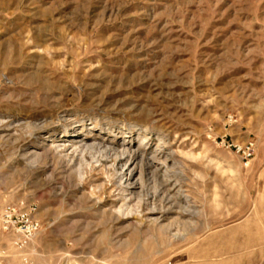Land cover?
Listing matches in <instances>:
<instances>
[{
	"label": "rangeland",
	"instance_id": "rangeland-1",
	"mask_svg": "<svg viewBox=\"0 0 264 264\" xmlns=\"http://www.w3.org/2000/svg\"><path fill=\"white\" fill-rule=\"evenodd\" d=\"M7 206L0 264H264V0H0Z\"/></svg>",
	"mask_w": 264,
	"mask_h": 264
},
{
	"label": "built area",
	"instance_id": "built-area-1",
	"mask_svg": "<svg viewBox=\"0 0 264 264\" xmlns=\"http://www.w3.org/2000/svg\"><path fill=\"white\" fill-rule=\"evenodd\" d=\"M228 148H234L237 153H241L244 160L252 157L251 148L242 149L232 145H228ZM38 228L37 223H31L28 213L19 208L7 206L0 210V244L4 237L13 236L11 247L21 250L25 241L35 235Z\"/></svg>",
	"mask_w": 264,
	"mask_h": 264
},
{
	"label": "bare ground",
	"instance_id": "bare-ground-1",
	"mask_svg": "<svg viewBox=\"0 0 264 264\" xmlns=\"http://www.w3.org/2000/svg\"><path fill=\"white\" fill-rule=\"evenodd\" d=\"M47 82H45V83H43V82H40V88L41 89H39V91H42V90H44L46 87L45 86H47V84H46ZM109 146V145H108ZM107 147V146H106ZM114 148H112V147H109V148H105L104 147V158H105V161H109L108 159H110V157H109V155L114 151L113 150ZM102 152V151H101ZM117 153V152H116ZM124 153V152H123ZM125 153H127V152H125ZM125 155V154H124ZM123 154L121 155V156H119V157H117V158H115V159H113L112 161H113V167H116V166H118V165H120L121 163H122V161H123V156H124Z\"/></svg>",
	"mask_w": 264,
	"mask_h": 264
}]
</instances>
